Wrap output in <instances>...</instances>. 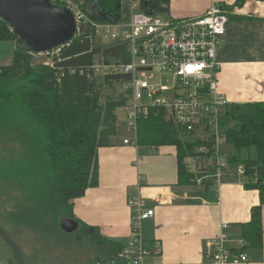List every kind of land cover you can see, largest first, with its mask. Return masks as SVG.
Instances as JSON below:
<instances>
[{
  "label": "trees",
  "instance_id": "16d2710c",
  "mask_svg": "<svg viewBox=\"0 0 264 264\" xmlns=\"http://www.w3.org/2000/svg\"><path fill=\"white\" fill-rule=\"evenodd\" d=\"M96 1L100 13H89L87 3L80 8L96 21L120 22L121 0ZM146 1L155 12L168 14L170 0L137 2L144 7ZM53 2L60 7L68 5L66 1ZM90 35L89 32L80 33L65 44L61 55L54 57L53 65L34 64L33 56H37V52L32 51L0 16V41L11 40L16 44L13 62L0 65V140L16 142L23 147L21 157L13 160L12 167L19 169V161H23L32 173L35 183L16 184L22 192L27 188L23 195L29 213L41 211L44 217L53 214L54 218H74L72 200L83 196L88 187L98 185V148L110 145L111 137L118 131L116 109L126 103L129 90L120 98H108L103 103L95 63L100 55L106 62L117 58L127 62L130 58L122 44L95 46ZM105 79L124 84L131 75L114 72ZM155 111L153 108L149 116L139 121L140 152L147 153L151 146L175 145L179 184L197 183L186 158L195 156V149L201 142L186 138L178 126L162 115H155ZM221 123L227 136L226 146L235 149L227 153L230 165L243 164L249 179L245 186L260 192V203L254 207L251 220L241 224L242 237L246 241L241 251L259 250L264 233V101L228 104ZM252 148L256 149V156L249 153L244 158L242 151L250 152ZM256 175L258 181L253 182L252 177ZM205 183L208 189L214 188L212 178ZM21 213L19 209L13 219L25 220L20 217ZM89 228L98 235L96 228ZM102 241L108 253L102 262L108 264L125 245L113 240Z\"/></svg>",
  "mask_w": 264,
  "mask_h": 264
},
{
  "label": "crops",
  "instance_id": "0c3cea01",
  "mask_svg": "<svg viewBox=\"0 0 264 264\" xmlns=\"http://www.w3.org/2000/svg\"><path fill=\"white\" fill-rule=\"evenodd\" d=\"M58 1L78 7L87 3ZM214 1L227 10L230 18L218 54L220 90L230 103L264 101V1L170 0L168 15L199 16ZM132 2L121 0L122 6L131 7H121L120 23L129 22ZM86 6L97 12L99 5L94 0ZM120 118L122 123L110 145L97 150L98 185L88 187L83 196L72 200L74 218L85 227L96 228L102 240L127 245L132 232L128 199L140 193L147 207L155 210L142 226V236L152 242H146L150 254L144 257V264H210V241L222 231L223 223L228 224L225 232L229 250L240 249L241 224L251 220L254 207L259 205V190L247 188L231 166L221 188L214 185L208 189L206 183L180 185L177 147L163 145L142 154L140 147L124 143L132 134L125 118ZM186 162L192 166L189 157ZM262 222L264 228V205ZM246 252L249 261L241 264H264V233L261 249Z\"/></svg>",
  "mask_w": 264,
  "mask_h": 264
},
{
  "label": "built area",
  "instance_id": "2783aa9c",
  "mask_svg": "<svg viewBox=\"0 0 264 264\" xmlns=\"http://www.w3.org/2000/svg\"><path fill=\"white\" fill-rule=\"evenodd\" d=\"M132 3L133 13L128 23L99 22L80 7L67 5L76 18V36L94 30L108 45L122 44L127 49L129 61L105 64V68H111L113 72L131 75V79L124 83L125 90H129L127 101L118 108L132 134L124 139V143L139 148V121L156 108L155 115H162L166 121L178 126L186 138L201 142L195 149V156L189 157L190 171L195 174L194 180L198 184L212 178L215 186L221 188L226 170L231 166L233 174L244 178L245 185L249 180L248 172L243 164L230 165L225 150L227 136L221 123L230 104L220 90L218 79V54L230 20L227 10L214 1L199 16L174 18L155 12L149 6L141 7L137 1ZM63 46L37 52V55L49 58L47 63L53 65L54 57L61 55ZM98 67L99 63H95V68ZM156 73L173 74V84L154 81ZM252 181H258L257 175ZM128 205L131 238L117 258L108 264H144V257L150 254L141 231L143 222L152 218L155 210L147 207L140 193L132 194ZM227 226L223 223L222 231L210 241L213 250L210 264L248 262V253L241 251L246 244L244 238L240 240V249L229 250ZM155 251L160 252V246Z\"/></svg>",
  "mask_w": 264,
  "mask_h": 264
},
{
  "label": "rangeland",
  "instance_id": "374dc122",
  "mask_svg": "<svg viewBox=\"0 0 264 264\" xmlns=\"http://www.w3.org/2000/svg\"><path fill=\"white\" fill-rule=\"evenodd\" d=\"M89 7L87 6L88 12L95 13L90 11ZM125 7L128 6H122V10ZM89 33L95 46L107 45L94 30ZM15 47V41H0V65L13 62ZM119 60L117 58L106 62L103 55L97 57L96 61L100 67L96 70V78L103 95V103H106L108 98H120L125 92L126 85L119 80L106 82L105 79V76L114 74L111 68H105V64H116ZM48 61L49 58L43 55L33 56L34 64H45ZM154 81L172 85L173 74L156 73ZM116 114H119L118 128L119 122L122 123L120 117L123 113L116 109ZM225 150L235 151L230 146H225ZM22 151L23 147L16 142L0 140V264H106L102 262L108 254L104 242L89 227L81 224L75 232L66 233L59 225L62 216L54 218L51 213L52 215L44 217L41 211L29 213L25 209L27 203L23 192H26L27 188L22 192L17 185L27 186L35 182L25 162L19 161L17 170L12 167L13 160L19 159ZM249 153L255 157L256 149L252 148L250 152L244 149L242 156L246 158ZM19 209L23 212L20 217L25 220L13 219Z\"/></svg>",
  "mask_w": 264,
  "mask_h": 264
},
{
  "label": "water",
  "instance_id": "95a60500",
  "mask_svg": "<svg viewBox=\"0 0 264 264\" xmlns=\"http://www.w3.org/2000/svg\"><path fill=\"white\" fill-rule=\"evenodd\" d=\"M100 9L98 6L95 13H100ZM147 12L151 13L149 9ZM0 16L38 53L68 44L77 32L73 11L56 5L53 0H0ZM59 225L64 232L72 233L81 223L75 218L62 217Z\"/></svg>",
  "mask_w": 264,
  "mask_h": 264
}]
</instances>
